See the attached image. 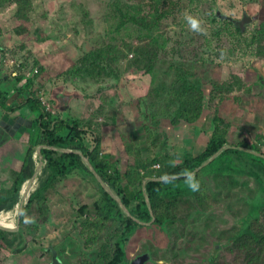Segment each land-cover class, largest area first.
I'll list each match as a JSON object with an SVG mask.
<instances>
[{
  "label": "rangeland",
  "instance_id": "obj_1",
  "mask_svg": "<svg viewBox=\"0 0 264 264\" xmlns=\"http://www.w3.org/2000/svg\"><path fill=\"white\" fill-rule=\"evenodd\" d=\"M32 1L27 18H17L16 3L0 6L2 66L6 73H31L41 91L49 85L43 103L62 118L71 115L91 125L102 154L119 160L121 171L132 163L129 142L137 144L138 150H132L143 159H155L163 149L177 160L186 151H202L215 118L229 145L249 144L246 149L264 154V0ZM245 16L250 20L240 29L236 24ZM164 40L161 60L150 55L140 63L138 50ZM194 79L197 84H190ZM183 89H202L205 95L194 123L176 117L181 100L174 95ZM85 139L93 144L90 136ZM14 156L23 161L26 154ZM243 158H234L238 169L232 176H201L204 208L180 206L177 228L137 227L127 246V264H211V259L215 264H264L260 246L236 241L249 218V203L259 194L264 199V173L252 166L259 162ZM7 159L5 165L12 168ZM246 169L258 173L262 183L249 171L243 174ZM13 172L16 176L20 169ZM5 181L13 182L9 172L0 173V186ZM39 183L35 179L32 189ZM98 186L92 177L68 175L41 211H26L27 198L22 212L21 205L7 212L15 229L5 230V238L14 245L0 248V264H56L58 256L75 264L94 258L101 244L90 250L81 246L75 232L89 215L80 220L76 211L100 200ZM20 214L24 221L18 228ZM107 233L102 238L112 253L118 234Z\"/></svg>",
  "mask_w": 264,
  "mask_h": 264
},
{
  "label": "trees",
  "instance_id": "obj_2",
  "mask_svg": "<svg viewBox=\"0 0 264 264\" xmlns=\"http://www.w3.org/2000/svg\"><path fill=\"white\" fill-rule=\"evenodd\" d=\"M9 1L18 5L17 18H27L33 10L32 0H0V6ZM164 44L165 40L163 44L157 42V45H149L145 49L138 50V60L140 63L145 64L150 55L153 56L152 59L161 60L159 51L164 48ZM160 46L161 48L159 49ZM23 78L24 75L14 77L13 79L8 77V83H12L13 87L12 85L7 86L4 84L0 89V105L9 115L22 107H28L34 117L30 141L26 150V156L22 161V168L16 176L14 175V181L9 186L0 189V225L14 228V220L7 212L17 205L20 196L29 187L26 183L36 172V163L33 156L37 146L44 147L41 155L44 158V162H46L44 166L45 171L40 178L39 187L30 196L25 206L26 211H30L36 207L41 211V208L43 209L47 204V196L54 193L60 181L66 179L68 175L79 173L96 180L82 156L78 153L81 152L85 157L89 158L90 163L102 179L121 197L131 214V217L125 215L116 200L109 193L105 192L98 183L101 198L99 201L92 203V206L84 205L78 208L76 213L80 220L83 219L85 214L89 216L82 220L80 229H77L75 233L78 235L81 246L86 248V250H90L97 243L101 244L102 249L94 258L90 257L76 264H127V246L137 227L150 228L158 226L163 230L177 228L182 223V220L179 219L180 206H189V208L191 206L197 209L204 208L207 194H204L200 190L201 176L209 175L210 172L217 174V176L221 175V173L222 176L226 173V176L234 175V171L238 169L234 165V158L236 162L240 159L244 160L243 156L248 161L252 158L257 159L259 163L252 166L264 173V154L255 147H253L255 148L253 149L255 152L245 149L244 147L247 148L249 144L243 143L236 147L230 146L223 149L207 166L195 173L205 161L228 143L226 131L220 128V125L217 123L219 119L217 118L213 120V124L210 127L211 135L207 146L198 153L185 152L181 160H177L175 154L171 155L169 152L164 154V149L161 151V154L159 153L160 156L158 155L155 159H143L140 153L137 152V144L129 142L126 144V147L128 146V153L133 159L132 163L123 172L119 167V160L114 159L112 155L102 154L100 137L97 135L96 130L87 124L84 119L80 120L77 117L73 119L71 115L65 119L47 109V106L41 99L40 94H42V91L39 88V90L34 89L36 86H34V75L28 77L23 86L18 89L15 88ZM189 82L192 85L197 84L195 79L189 80ZM197 87L200 88L199 85ZM12 88L15 89L16 98L18 99L19 97L21 99V95L25 90L30 88L32 90L30 91V95L19 106L9 107L5 103L8 101L11 103L14 100L8 98ZM194 92L190 93L188 90L183 89L179 94L174 95L181 100V107L176 112V117H183L185 122L188 123H194L199 119L204 107L203 100H205V95L203 90L197 89ZM144 118L150 121L148 115L144 114ZM173 122L177 123L178 120ZM148 128L150 126L146 125L147 130ZM87 136L92 138L93 144L91 146L86 142L85 137ZM132 147L137 150L133 152ZM55 149L71 150L72 152H62ZM155 165H158L159 168H154ZM248 171L246 169L243 174ZM249 173L262 183V179L259 178L258 173L251 169ZM190 176L199 182L198 191L190 189ZM43 177L44 179L41 181ZM159 178L165 179L162 181L155 180ZM146 194L150 200L151 209L155 217L151 225L148 224L152 222L153 216L146 201ZM262 194H264V189H262ZM195 202L197 206L194 204ZM249 207V218L243 220L245 228L241 231L240 235L236 234V241L241 244L244 243V245H258L261 247V251H264V218H261V216L264 217V199L262 195L259 194V197L249 203ZM23 217L20 218L22 222L24 221ZM259 223L262 225L261 231L257 230ZM110 229L111 231H116L118 234L114 238L112 253L106 250L108 246L104 242V238H102L108 234L107 232ZM6 234L5 230L0 229V248H5L6 245L12 248L14 245V241L11 244L8 243L5 238ZM19 238L20 241H23L21 236ZM50 254L54 255L52 251H50ZM215 261L212 262L211 259L210 263L215 264Z\"/></svg>",
  "mask_w": 264,
  "mask_h": 264
},
{
  "label": "crops",
  "instance_id": "obj_3",
  "mask_svg": "<svg viewBox=\"0 0 264 264\" xmlns=\"http://www.w3.org/2000/svg\"><path fill=\"white\" fill-rule=\"evenodd\" d=\"M2 57H3V54H2V51H0V87H3L4 84H6L7 86L12 85V87H13L12 83H8V77L13 79L14 77L24 75V78L15 86V88H17V89L20 88L21 86H23L25 84V82L27 81V78L31 76V73H17V71H13L12 73H6V69L2 66V59H3ZM34 80H35V78H34ZM34 86H35L34 89H38V87H39L37 85L36 80H35ZM48 87H49V85H46L45 87L42 88L43 91H42V94H40L42 100L44 99L43 94L46 93L44 89L48 88ZM31 90H32V88L25 90L21 95V99H20V97L18 99V98H16L15 89L12 88L10 94L8 95V98H10L11 100H13V99L14 100L11 103H9L10 101L6 102L5 105H7L9 107L19 106L21 104V102L30 95ZM46 95L48 96V94H46ZM45 102H47V101L45 100ZM44 104L47 106V109L51 108V106H48L47 103H44ZM4 118H5V120H4ZM33 119H34V117H33L32 111L28 107H22L18 111L14 112V113H10V115H9V113L6 110H4L0 105V154H2L0 156V173L1 172H9L10 178H13V181H14L13 170L14 169L15 170L16 169L21 170L22 164H23L22 158L16 157V156H14V154H21V152L26 154V150L28 148L29 141H30V133L32 130ZM173 127H175V126L173 125ZM101 144H102V142H101ZM225 146H226V148H228L232 145H229V143H227V145H225ZM38 147L39 146L36 147L35 154L33 156L34 162L36 163V172H35L36 175L34 173V176L29 180L31 182L30 183H29V181L27 182V183H29L28 184L29 189H31L29 196H28V199L36 191V189L39 187V184H37L35 189H32V184H35V179H38V183H39L40 178L42 176V173H44V171H45L44 166H45L46 162H44V160H43L44 158L41 155L43 148L39 149ZM244 148L246 149V147H244ZM6 157L8 158L7 160H9V162H11L13 164L12 168H9L5 165V162H6L5 158ZM6 181L4 183H2V185L0 186V189L3 187L9 186L6 183ZM104 191H105V189H104ZM21 193H22V191H21ZM50 220H52V222H54V220L51 218L48 219V222H50ZM18 226H19V219H18ZM0 227H4V226L0 225ZM4 228H7V227H4ZM48 250L51 251V248H48L46 251H48ZM52 257L53 258L56 257V253H54V255ZM57 258H58L59 262L65 264L64 260L60 256H58ZM43 261H44V259H43ZM70 261H72L71 257H70ZM55 262H58V261H55ZM23 264H29V263L24 262ZM32 264H37V263L32 262Z\"/></svg>",
  "mask_w": 264,
  "mask_h": 264
},
{
  "label": "water",
  "instance_id": "obj_4",
  "mask_svg": "<svg viewBox=\"0 0 264 264\" xmlns=\"http://www.w3.org/2000/svg\"><path fill=\"white\" fill-rule=\"evenodd\" d=\"M246 18H247V16L244 17L243 21H244ZM249 20H250V17H249ZM38 148H39V149H42V148H44V147H43V146H39ZM225 148H226V146L222 147V148L219 149L216 153H214V154H213V155H212L207 161H205L204 164H202V165H201V166L195 171V173L198 172V171H200L203 167L207 166V165L209 164V162H211L214 158H216V156H218V155L222 152V150L225 149ZM55 150H59V151H62V152H72L71 150H63V149H55ZM78 153L82 156V158H83L84 162L86 163L87 167H88L89 170L93 173V175L95 176V178L97 179V181L101 184V186L105 189V191H106L107 193H109L110 196H112V197L116 200V202L119 204V206H120V208L122 209V211L124 212V214L127 215L128 217H131V214H130L129 210H128V209L126 208V206L124 205V203H123L121 197H120V196H119V195H118L113 189H111L110 186H109V185H108V184L102 179V177L96 172V170L94 169V167H93L92 164L90 163L89 158L85 157L81 152H78ZM35 175H36V173H35ZM168 178H169V177H168ZM164 179H165V178H159V179H155V180L162 181V180H164ZM147 181H149V180H147ZM145 185H146V184H145ZM144 190H145V189H144ZM145 192H146V190H145ZM145 196H146L147 204H148V206L150 207L151 215L153 216V217H152V218H153L152 222L148 224V225H151V224L153 223V221L155 220V217H154V213H153V211H152V209H151V204H150V200H149V198H148V195L146 194ZM20 205H21V207H20V212H22L23 209H24V202H21ZM20 218H21V214L19 215V224H20ZM0 228L3 229V230H7V231L14 230V229H12V228H4V227H0ZM18 228H19V226H18ZM56 264H63V263H61V262H57ZM134 264H137V263H134ZM138 264H143V261H140Z\"/></svg>",
  "mask_w": 264,
  "mask_h": 264
},
{
  "label": "clouds",
  "instance_id": "obj_5",
  "mask_svg": "<svg viewBox=\"0 0 264 264\" xmlns=\"http://www.w3.org/2000/svg\"><path fill=\"white\" fill-rule=\"evenodd\" d=\"M190 183L189 187L192 191H198L199 190V182L195 181L192 176L189 177ZM2 213V212H1ZM18 229V228H17Z\"/></svg>",
  "mask_w": 264,
  "mask_h": 264
},
{
  "label": "bare ground",
  "instance_id": "obj_6",
  "mask_svg": "<svg viewBox=\"0 0 264 264\" xmlns=\"http://www.w3.org/2000/svg\"><path fill=\"white\" fill-rule=\"evenodd\" d=\"M30 191H31V190H28V189H27V190L22 194V202H24V201L28 198ZM20 203H21V201H20L19 203H17V205H16V209H17L18 207H20V206H19ZM13 209H14V208H13ZM13 209H12V210H13Z\"/></svg>",
  "mask_w": 264,
  "mask_h": 264
},
{
  "label": "flooded vegetation",
  "instance_id": "obj_7",
  "mask_svg": "<svg viewBox=\"0 0 264 264\" xmlns=\"http://www.w3.org/2000/svg\"><path fill=\"white\" fill-rule=\"evenodd\" d=\"M245 22H249V18L248 17L244 21H242V22L239 21L238 22V25H242V28H244L243 23H245Z\"/></svg>",
  "mask_w": 264,
  "mask_h": 264
}]
</instances>
